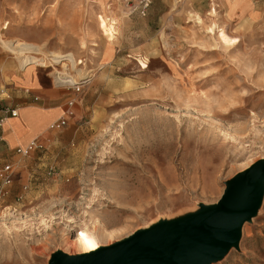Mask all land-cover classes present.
<instances>
[{
	"label": "rangeland",
	"instance_id": "obj_1",
	"mask_svg": "<svg viewBox=\"0 0 264 264\" xmlns=\"http://www.w3.org/2000/svg\"><path fill=\"white\" fill-rule=\"evenodd\" d=\"M147 13L125 17L114 0H0V117L38 103L28 88L40 77L55 119L70 92L51 73L90 78L66 126L47 132L53 173L21 170L0 200V264H49L187 222L263 159L264 0H153ZM11 40L18 54L1 44ZM11 70L24 89L5 91ZM17 159L0 148V165ZM257 192L235 246L204 264H264V181Z\"/></svg>",
	"mask_w": 264,
	"mask_h": 264
},
{
	"label": "water",
	"instance_id": "obj_2",
	"mask_svg": "<svg viewBox=\"0 0 264 264\" xmlns=\"http://www.w3.org/2000/svg\"><path fill=\"white\" fill-rule=\"evenodd\" d=\"M264 157L224 183L217 201L183 223L159 224L76 255L54 253L49 264H204L237 242L259 202Z\"/></svg>",
	"mask_w": 264,
	"mask_h": 264
},
{
	"label": "built area",
	"instance_id": "obj_3",
	"mask_svg": "<svg viewBox=\"0 0 264 264\" xmlns=\"http://www.w3.org/2000/svg\"><path fill=\"white\" fill-rule=\"evenodd\" d=\"M152 0H120V12L125 17H145L148 13L149 6ZM67 79V78H64ZM90 78L80 77L78 80L69 83L67 81H60L58 83H54L55 87L59 85L64 86L70 92V97H68L64 103V106L61 108V112L59 116L55 119L49 121L44 128V131L41 134L33 136L29 138L26 144L24 145H15L12 149L13 154H15L19 159L14 161L13 163L7 162L0 165V200H3L6 197L10 190L8 189L12 183V172L15 169V165L18 164L22 158H28L33 152H42L46 146L47 140V132L53 130H60L61 128L66 126L67 120L72 117V105L74 103L75 97L78 92L81 90L82 86L88 84ZM84 84V85H83ZM33 100H37V97L33 96ZM3 112L6 115L0 117V126L3 124V121L6 118H13L17 115V111L15 107L5 108ZM2 140V135L0 132V141ZM16 162V163H15ZM18 162V163H17ZM52 166H47L45 172L47 174L53 173ZM22 190H25V185L21 186ZM15 201L20 200L22 195L17 194L15 196Z\"/></svg>",
	"mask_w": 264,
	"mask_h": 264
},
{
	"label": "crops",
	"instance_id": "obj_4",
	"mask_svg": "<svg viewBox=\"0 0 264 264\" xmlns=\"http://www.w3.org/2000/svg\"><path fill=\"white\" fill-rule=\"evenodd\" d=\"M118 4H119V0H114L115 8H116V6H118ZM17 73L18 72H15L12 70L7 71L5 73L4 79L2 80L3 84H4L5 91L10 92V88H11L12 84L19 87V88L24 89V87L17 84L15 81H13V79H11L12 75H18ZM28 89H30V90L39 89L42 92L41 95H43V97L39 100L38 103H35V104H31V103L25 104L23 102H17L15 105H13L17 111V115L15 116L16 119H13L14 117L13 118H6V119H8V121L5 122L4 125L2 124L0 126V132L2 135V140L0 141V148L4 147L7 150H12L15 145L26 144L27 141L29 140V138L33 137L34 135L36 136V134L39 132L38 131L39 128L41 127L40 125L42 123H44V120L51 121L54 119L53 116L55 117L56 109H58V106L55 105V102L51 103L48 100V99H50L49 93L51 91L49 90L48 85L45 83V80L38 77L37 85L32 86V87L30 86ZM16 96H17V94H16ZM18 96H19V98H21V95H18ZM33 96L37 97V100H38V98H39L38 95H33ZM44 103H50V105L42 107ZM60 110H61V108H60ZM25 116L31 117V118L33 117L30 124L28 125V126L32 127V130L26 126L23 129H19V131L16 134H12V128L17 121L20 122L23 126H25V123H24V120H25L24 117ZM41 120H43V122H40ZM40 133L41 132H39L38 134H40ZM46 141L47 142H46L45 149L49 144V141L48 140H46ZM45 149L42 152L31 153L30 156L28 157L30 159V164L26 165L25 163H22L19 166V168H21L20 171H15V174L12 176V183L8 188L10 190L9 196H12L14 191H15V189H14L15 186H13V183L19 177V175L22 174L21 170L26 171L27 168L30 169L31 167H42L45 170L47 166H52V168L54 169V166L51 162H45V161H47L46 158L43 157V153H44ZM10 158L13 159V156H10ZM22 185H26V184L23 183L20 186H22ZM17 194L18 193H15L13 198Z\"/></svg>",
	"mask_w": 264,
	"mask_h": 264
},
{
	"label": "bare ground",
	"instance_id": "obj_5",
	"mask_svg": "<svg viewBox=\"0 0 264 264\" xmlns=\"http://www.w3.org/2000/svg\"><path fill=\"white\" fill-rule=\"evenodd\" d=\"M112 22H113V20H112ZM1 44H2V46H4V48L8 49L13 54H18L19 52H21L17 40L4 41V42H1ZM27 55H31V54H27ZM27 55H25V59H29V56L26 58ZM51 74L54 75L55 83H58L60 81L61 82L67 81L69 83H72V82L78 80L80 77H86V75H84V73H82L80 69L76 70V74L74 76L71 75L67 69H65L64 72H62V71L56 72L55 71ZM64 78H68V80L64 79ZM13 119H16V117H14ZM7 120L8 119H5L4 121H7Z\"/></svg>",
	"mask_w": 264,
	"mask_h": 264
}]
</instances>
